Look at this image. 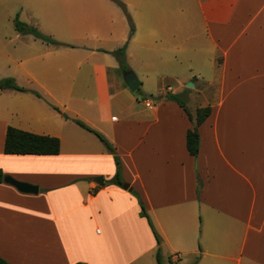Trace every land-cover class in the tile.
<instances>
[{
  "label": "crops",
  "instance_id": "obj_1",
  "mask_svg": "<svg viewBox=\"0 0 264 264\" xmlns=\"http://www.w3.org/2000/svg\"><path fill=\"white\" fill-rule=\"evenodd\" d=\"M117 1L122 8L111 0H0V57L25 90L0 91V259L158 264L159 248L161 264H264V0ZM16 16L64 46L18 33ZM122 47L141 86L146 78L157 96L178 95L193 117L209 107L196 156L186 149L193 124L176 101L128 90L113 55ZM201 60L204 71H196ZM173 61L189 64L190 74L169 68ZM74 120L114 148L130 190L110 183L112 154ZM9 127L57 138L59 153L4 154ZM5 177L37 192L22 193Z\"/></svg>",
  "mask_w": 264,
  "mask_h": 264
},
{
  "label": "trees",
  "instance_id": "obj_2",
  "mask_svg": "<svg viewBox=\"0 0 264 264\" xmlns=\"http://www.w3.org/2000/svg\"><path fill=\"white\" fill-rule=\"evenodd\" d=\"M111 1L116 3L118 6L122 8V5L117 0H111ZM129 24H130V33H131L133 31V27L131 23ZM13 25H14L15 30L20 34L32 35L34 38L41 40L47 45H52V46H57V47L64 46L63 44L58 43L42 35L36 28L29 27L26 24L20 22L17 19V16L13 20ZM113 55L120 64V70L122 72L129 71V69L125 66V63H124V47L113 52ZM5 89H10V90L18 91V92L25 91L24 89L18 87L15 84L14 80L11 78H5V79L0 80V91L5 90ZM34 94L35 96L40 97L37 93H34ZM158 98L176 101L187 114L189 120L193 124V127L192 129L188 130L186 133V149L189 155L196 156L199 151V137L197 133V128L208 117L210 113L209 107L198 109L195 113V116L193 117L187 111L185 106L182 104L178 95L167 94L163 97L159 96ZM53 109L56 110L55 108ZM63 117L67 119L65 115H63ZM73 122L79 127L85 129L86 131L94 133L104 144L106 150L110 154H112L114 158V163L116 166V173H115L114 178L110 181V183L115 184L117 186H122L123 181L120 175V162L115 153L114 148L99 133L94 132L82 122L78 120H74ZM3 152L6 155H57L59 153V140L54 137L39 136V135H35L29 132H25V131H21V130L9 127L5 135ZM1 178H2V174L0 172V181H1ZM134 195L137 197L139 205H140V216L144 217L147 220L148 225L151 228L156 238L157 244L159 245L160 239L156 235V232L154 231L152 227V224L144 210L143 204L138 198V196L136 194ZM156 260L158 264H161L159 248L157 249V252H156ZM0 264H8V263L0 259ZM76 264H85V263H76Z\"/></svg>",
  "mask_w": 264,
  "mask_h": 264
},
{
  "label": "rangeland",
  "instance_id": "obj_3",
  "mask_svg": "<svg viewBox=\"0 0 264 264\" xmlns=\"http://www.w3.org/2000/svg\"><path fill=\"white\" fill-rule=\"evenodd\" d=\"M14 27V26H13ZM15 30V28H14ZM11 32V31H10ZM201 42H202V51H206V52H209L208 51V46H207V41L202 37L201 38ZM6 44L5 41L2 40L1 38V33H0V51L2 50V47ZM12 46L15 47V52H17V50L20 48L18 46H20V42H19V39L17 38H12ZM173 53L168 51L167 53V57L169 58V56H171V54ZM178 54V53H176ZM18 55V54H16ZM17 56H14L13 60H16ZM205 60H201V63L200 65H197V63L195 64H192V67H194L196 69V71H204L203 68H202V65L203 64H206V61L204 62ZM6 61L4 59H1L0 57V80L2 79H5V78H11L14 80L15 84L19 86V82L16 80V77H13L12 74L13 73H17L15 69H13L12 67H14V65L10 67L7 66V64L5 63ZM125 63V66L129 69V66L128 64ZM171 64H174V67L172 66L171 67ZM168 66L169 68H174V70L182 75H189L190 73L188 72V67H189V64H175V61L173 62H170L168 63ZM206 67H204L205 69ZM130 70V69H129ZM140 73V70H136ZM192 75L194 76L192 79H194L197 75L195 73H192ZM198 79H201L199 76H197ZM146 78H143V86H139V89L138 91H136L135 93H133L135 96H138V97H146V98H149L151 100H158L159 96H157V93H158V86H157V83L156 82H149L148 80H145ZM217 79H218V72H215L213 69H212V80H216V82L214 81V83H217ZM140 82V81H139ZM191 82H188V83H185L184 86L186 87L187 84H189ZM171 84V83H170ZM170 86H172V89H174L175 92L179 91L180 89H178V86L175 85V84H171ZM21 88V87H20ZM36 93V92H35ZM182 98V97H181ZM216 98V91H212V99H215ZM183 100V99H182ZM52 108V107H51Z\"/></svg>",
  "mask_w": 264,
  "mask_h": 264
},
{
  "label": "water",
  "instance_id": "obj_4",
  "mask_svg": "<svg viewBox=\"0 0 264 264\" xmlns=\"http://www.w3.org/2000/svg\"><path fill=\"white\" fill-rule=\"evenodd\" d=\"M123 81L126 84L128 90L132 93L136 92V90L139 88L140 86V82L137 79V77L130 71L125 72L123 74ZM187 88H192L193 84L189 83L186 85ZM97 182H99V184H102V178H97L96 180ZM4 182L15 187L18 191L22 192V193H36L37 192V188L25 183H20L17 182L9 177H5L4 178ZM122 188L124 190H130L128 189V186L126 184L122 185Z\"/></svg>",
  "mask_w": 264,
  "mask_h": 264
}]
</instances>
